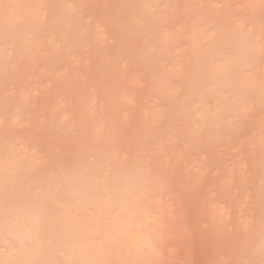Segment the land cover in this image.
<instances>
[{
	"label": "rangeland",
	"instance_id": "1",
	"mask_svg": "<svg viewBox=\"0 0 264 264\" xmlns=\"http://www.w3.org/2000/svg\"><path fill=\"white\" fill-rule=\"evenodd\" d=\"M230 2L240 0H0V162L16 153L35 166L7 185L33 184L43 211L58 212L74 186V199L104 200L94 192L120 169L156 217L165 186L187 192L180 175L231 159L213 128L240 126L173 101L224 81L209 40L225 42L241 16Z\"/></svg>",
	"mask_w": 264,
	"mask_h": 264
},
{
	"label": "bare ground",
	"instance_id": "2",
	"mask_svg": "<svg viewBox=\"0 0 264 264\" xmlns=\"http://www.w3.org/2000/svg\"><path fill=\"white\" fill-rule=\"evenodd\" d=\"M229 4L241 7V16L225 42L209 40L216 50L220 46L216 66L224 81L199 85L173 101L184 114L206 120L208 110L218 111L215 119L228 127L237 123L241 130L231 136L213 126L212 145L223 139L220 149L231 159L180 175L187 192L165 186L155 217L134 178L118 177L120 169L115 183L94 192L104 200L74 199V186L61 210L43 211L47 204L33 184L24 192L7 185L16 177L27 180L35 167L15 153L13 166L12 159L0 162V264H264V0ZM206 92L210 98L199 103ZM3 246L11 251L3 253Z\"/></svg>",
	"mask_w": 264,
	"mask_h": 264
}]
</instances>
